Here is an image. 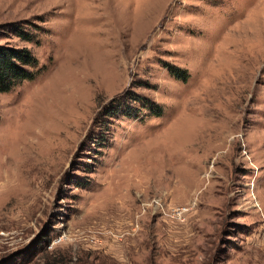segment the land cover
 <instances>
[{"label": "rangeland", "instance_id": "rangeland-1", "mask_svg": "<svg viewBox=\"0 0 264 264\" xmlns=\"http://www.w3.org/2000/svg\"><path fill=\"white\" fill-rule=\"evenodd\" d=\"M0 44V264H264V0H0Z\"/></svg>", "mask_w": 264, "mask_h": 264}, {"label": "trees", "instance_id": "trees-1", "mask_svg": "<svg viewBox=\"0 0 264 264\" xmlns=\"http://www.w3.org/2000/svg\"><path fill=\"white\" fill-rule=\"evenodd\" d=\"M12 32L30 38L22 28L12 27ZM38 59L25 46L0 44V91L8 90L24 78H32L38 71Z\"/></svg>", "mask_w": 264, "mask_h": 264}]
</instances>
